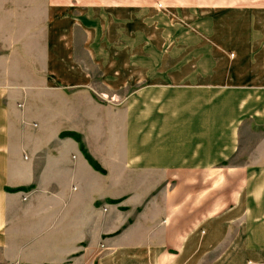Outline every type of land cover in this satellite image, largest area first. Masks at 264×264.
Masks as SVG:
<instances>
[{
  "label": "crops",
  "instance_id": "0c3cea01",
  "mask_svg": "<svg viewBox=\"0 0 264 264\" xmlns=\"http://www.w3.org/2000/svg\"><path fill=\"white\" fill-rule=\"evenodd\" d=\"M262 134L264 0H0V264H219Z\"/></svg>",
  "mask_w": 264,
  "mask_h": 264
},
{
  "label": "rangeland",
  "instance_id": "374dc122",
  "mask_svg": "<svg viewBox=\"0 0 264 264\" xmlns=\"http://www.w3.org/2000/svg\"><path fill=\"white\" fill-rule=\"evenodd\" d=\"M194 0H154V4L159 2L167 5L169 3L182 2L190 4ZM111 100V97L108 98ZM113 100V99H112ZM257 136L252 135L243 144L244 152H249L252 155L264 156L260 151L262 145L258 148V139ZM262 140H264V134L261 135ZM226 184V177H219V188L221 185ZM250 193L249 200L247 203H250L252 206L246 208V214L250 217L249 223H238L232 225L230 230H234L235 238H226L218 245V252L221 254L218 257L219 264H264V189L260 188L259 182L250 183ZM261 204L263 206L259 207ZM242 209H236L237 214H243ZM251 220H253L251 222ZM235 227V229H234ZM215 258V254L208 255L204 258L205 262H211Z\"/></svg>",
  "mask_w": 264,
  "mask_h": 264
},
{
  "label": "trees",
  "instance_id": "16d2710c",
  "mask_svg": "<svg viewBox=\"0 0 264 264\" xmlns=\"http://www.w3.org/2000/svg\"><path fill=\"white\" fill-rule=\"evenodd\" d=\"M93 164V163H92ZM94 167H96L95 165H93Z\"/></svg>",
  "mask_w": 264,
  "mask_h": 264
},
{
  "label": "built area",
  "instance_id": "2783aa9c",
  "mask_svg": "<svg viewBox=\"0 0 264 264\" xmlns=\"http://www.w3.org/2000/svg\"><path fill=\"white\" fill-rule=\"evenodd\" d=\"M23 198H25V197H23Z\"/></svg>",
  "mask_w": 264,
  "mask_h": 264
}]
</instances>
